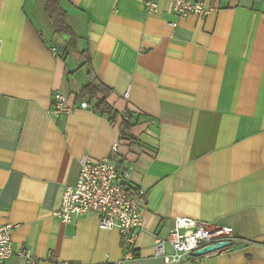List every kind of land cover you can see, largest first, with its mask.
Masks as SVG:
<instances>
[{"label": "crops", "instance_id": "obj_1", "mask_svg": "<svg viewBox=\"0 0 264 264\" xmlns=\"http://www.w3.org/2000/svg\"><path fill=\"white\" fill-rule=\"evenodd\" d=\"M50 1L0 0V224L15 226L5 264H164L155 239L179 217L233 229L231 248L202 264H264V0H207L217 9L187 16L172 0L152 13L146 0H56L73 43ZM90 71L111 89L115 120L81 105ZM57 91L71 113L53 114ZM117 140L129 185L147 190L134 258L97 213L55 216L83 157Z\"/></svg>", "mask_w": 264, "mask_h": 264}, {"label": "built area", "instance_id": "obj_2", "mask_svg": "<svg viewBox=\"0 0 264 264\" xmlns=\"http://www.w3.org/2000/svg\"><path fill=\"white\" fill-rule=\"evenodd\" d=\"M146 6L149 13L157 10L155 0H146ZM217 7L215 1L172 0V8L180 16L192 13L207 15ZM52 104L55 116L69 114L74 109L68 96L61 91L54 93ZM81 105L87 107L89 104L87 100H83ZM119 146L120 141L117 140L110 154L99 159L89 155L83 157L78 181L75 185L66 186L55 216L64 223H69L74 217L97 213L102 228L119 230L123 243L129 249L127 256L134 258L133 245L143 225L147 190L129 185V170L120 167ZM14 227L13 224H0V264H5L14 254ZM235 240L236 236L229 226H212L193 218L179 217L167 237H156L155 253L163 257L164 264H181L186 261L202 264L208 258L229 250ZM226 241L231 244L204 254L198 253L203 248ZM169 247L172 249L170 252ZM19 255L31 258L29 249L21 250Z\"/></svg>", "mask_w": 264, "mask_h": 264}, {"label": "trees", "instance_id": "obj_3", "mask_svg": "<svg viewBox=\"0 0 264 264\" xmlns=\"http://www.w3.org/2000/svg\"><path fill=\"white\" fill-rule=\"evenodd\" d=\"M46 12L50 17L55 30L59 34L68 33L71 36L70 43H73L77 39V35L67 23L66 11L57 4L56 0H51L46 7ZM110 93L111 89L102 83L97 76L90 71L87 83L83 85L77 96L87 98L88 103L92 105L94 110L102 115H111L110 119L115 120L119 112L108 100ZM134 125L135 122L133 121L131 114H129L126 119L123 118L121 123L122 136L132 138L133 136L130 134V131Z\"/></svg>", "mask_w": 264, "mask_h": 264}, {"label": "rangeland", "instance_id": "obj_4", "mask_svg": "<svg viewBox=\"0 0 264 264\" xmlns=\"http://www.w3.org/2000/svg\"><path fill=\"white\" fill-rule=\"evenodd\" d=\"M52 41L57 43L60 46V48L62 47V41L59 38V36L54 35ZM65 49H66L65 46L62 47V50H65ZM66 51H67V53H70V55H69V57H70V59H69L70 65L74 66V63H76L78 61V59H76V58H78L79 56L76 53H74L72 50H70V48H67Z\"/></svg>", "mask_w": 264, "mask_h": 264}, {"label": "water", "instance_id": "obj_5", "mask_svg": "<svg viewBox=\"0 0 264 264\" xmlns=\"http://www.w3.org/2000/svg\"><path fill=\"white\" fill-rule=\"evenodd\" d=\"M230 244H231V242H227V241L226 242H220V243H218L216 245H210V246H208L206 248H203V249L199 250L198 253L199 254H204L206 251H214L216 249H219V248H222V247H226V246H228Z\"/></svg>", "mask_w": 264, "mask_h": 264}]
</instances>
